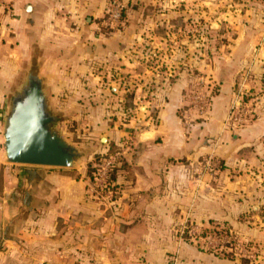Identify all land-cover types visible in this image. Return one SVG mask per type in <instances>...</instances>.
I'll list each match as a JSON object with an SVG mask.
<instances>
[{
	"label": "rangeland",
	"instance_id": "1",
	"mask_svg": "<svg viewBox=\"0 0 264 264\" xmlns=\"http://www.w3.org/2000/svg\"><path fill=\"white\" fill-rule=\"evenodd\" d=\"M10 10L6 0L0 14L11 16ZM115 11L118 19L111 17ZM97 31L102 40L85 47L80 63L67 64L64 73H44L60 87L49 94L56 127L82 151L75 168L5 162L2 128L9 98L30 65L41 63L15 62V55L3 58L0 52V82L4 73H13L10 84L0 86V165L13 167L22 188L17 201L4 204L0 196V264H66L62 255L59 263L40 259L30 244L34 238L29 240L37 234L46 241L67 239L77 227L75 220L60 218L53 227L43 216L51 206L46 200L52 195L46 189L51 172L84 187L85 202L107 219L122 196L121 183L134 178L128 159L148 152L171 155L166 164L183 168V191L192 189L191 203L173 227L176 250L185 243L218 258L264 257V0H107ZM32 183L39 185L35 197ZM229 183L245 187L249 201L239 221L259 231L257 239L242 237L225 223L193 218L200 194L225 212ZM2 187L0 173V195ZM14 202L20 203L16 214H5ZM77 242L82 244L74 238L59 247L77 248Z\"/></svg>",
	"mask_w": 264,
	"mask_h": 264
},
{
	"label": "crops",
	"instance_id": "2",
	"mask_svg": "<svg viewBox=\"0 0 264 264\" xmlns=\"http://www.w3.org/2000/svg\"><path fill=\"white\" fill-rule=\"evenodd\" d=\"M9 2L11 16L0 14V52L3 53V58L15 55V62L37 60L41 63L39 73L48 95L57 92L60 87L55 85V81L51 82V76L44 73H64L63 68L67 64L80 63L85 58V47L88 44L102 40L97 29L104 17L107 0ZM98 51L89 57H95L96 53L101 52ZM12 78L13 73H4L0 86L10 84L7 81L11 82ZM3 103H0V112ZM155 156L158 155L148 152L135 161L128 159L134 178L123 185L118 178L122 196L115 201V212L107 219L97 207L85 202L84 187H80L77 182V185H71L74 181H61L51 172L49 177L53 182L46 188L52 194L46 197L51 206L48 207L47 204L42 210L43 216L47 217L53 227H57L58 218L63 219L65 223L73 219L77 227L70 228L72 231L68 232L67 239L53 237L46 241L42 235L30 236L29 240L34 238L30 240V244H35L33 252L40 254V259H47L51 263L61 262L59 257L62 255L66 264H168L169 259H175V264H264V257L246 261L241 258H218L185 243L176 250L173 227L181 220L183 207L186 208L191 203V197L187 194H190L192 189L190 187L183 191L179 180L183 168L166 164V158L171 155L163 154L154 160ZM155 162L158 163L155 165ZM13 170L12 166L0 165L3 177L0 196L4 204H7L9 199L17 201L22 190L21 178L13 174ZM38 186V183L30 184L33 197L39 190ZM244 188L231 183L225 184V212L222 208L216 211L207 204L213 201L212 197L200 194L193 218L203 223H225L240 236L257 239L259 231L248 229L239 221L249 201L242 191ZM70 189L74 191L70 192ZM56 194L59 198L55 199ZM218 204L223 206V203ZM11 206L6 207L12 210L5 214H16V207L20 206V203L14 202ZM102 218L106 222H102ZM96 223H100L99 228V225L95 226ZM102 226H106L105 231L101 229ZM19 237L22 238L21 235ZM74 238L81 239L82 244L77 242V248L62 246L60 249L59 246L66 240L72 242ZM176 251L177 256H169Z\"/></svg>",
	"mask_w": 264,
	"mask_h": 264
},
{
	"label": "water",
	"instance_id": "3",
	"mask_svg": "<svg viewBox=\"0 0 264 264\" xmlns=\"http://www.w3.org/2000/svg\"><path fill=\"white\" fill-rule=\"evenodd\" d=\"M49 95L33 62L9 98L3 120V157L15 165L75 168L82 151L56 127ZM106 142V138L101 139Z\"/></svg>",
	"mask_w": 264,
	"mask_h": 264
},
{
	"label": "built area",
	"instance_id": "4",
	"mask_svg": "<svg viewBox=\"0 0 264 264\" xmlns=\"http://www.w3.org/2000/svg\"><path fill=\"white\" fill-rule=\"evenodd\" d=\"M5 3H6V0H0V7H3L5 5ZM118 7H119V5H117V8ZM119 16L120 15H119V12L118 11H115V13H113L111 15V17L114 18V19H118Z\"/></svg>",
	"mask_w": 264,
	"mask_h": 264
},
{
	"label": "trees",
	"instance_id": "5",
	"mask_svg": "<svg viewBox=\"0 0 264 264\" xmlns=\"http://www.w3.org/2000/svg\"><path fill=\"white\" fill-rule=\"evenodd\" d=\"M89 168H91L92 169V167L90 166ZM91 172L90 173H88V175H89V177H91ZM111 180H114V176L111 178Z\"/></svg>",
	"mask_w": 264,
	"mask_h": 264
}]
</instances>
